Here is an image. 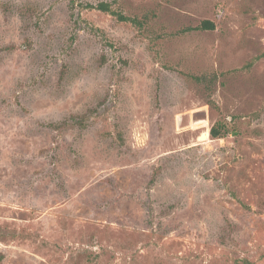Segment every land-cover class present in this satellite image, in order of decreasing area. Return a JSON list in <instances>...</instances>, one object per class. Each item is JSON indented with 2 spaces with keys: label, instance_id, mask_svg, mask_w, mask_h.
<instances>
[{
  "label": "rangeland",
  "instance_id": "rangeland-1",
  "mask_svg": "<svg viewBox=\"0 0 264 264\" xmlns=\"http://www.w3.org/2000/svg\"><path fill=\"white\" fill-rule=\"evenodd\" d=\"M0 264H264V0H0Z\"/></svg>",
  "mask_w": 264,
  "mask_h": 264
},
{
  "label": "trees",
  "instance_id": "trees-1",
  "mask_svg": "<svg viewBox=\"0 0 264 264\" xmlns=\"http://www.w3.org/2000/svg\"><path fill=\"white\" fill-rule=\"evenodd\" d=\"M90 7L94 8L96 7L99 10H102L104 12H111L112 14H115L120 21H132V19L126 15H124L122 12L115 11V9L112 8V3L110 2H100L97 5H90ZM199 29H214L215 23L211 20H203L201 24L198 26ZM227 132L226 127L223 124L220 125H213L210 129V135H212L214 138H219L225 136V133Z\"/></svg>",
  "mask_w": 264,
  "mask_h": 264
},
{
  "label": "bare ground",
  "instance_id": "bare-ground-1",
  "mask_svg": "<svg viewBox=\"0 0 264 264\" xmlns=\"http://www.w3.org/2000/svg\"><path fill=\"white\" fill-rule=\"evenodd\" d=\"M203 139L207 138V137H210V132L209 130H206L204 133H203Z\"/></svg>",
  "mask_w": 264,
  "mask_h": 264
}]
</instances>
